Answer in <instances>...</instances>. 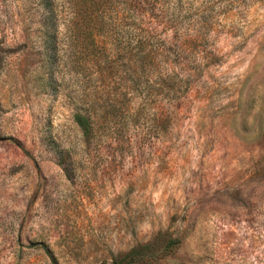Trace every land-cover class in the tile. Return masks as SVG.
I'll use <instances>...</instances> for the list:
<instances>
[{"label":"rangeland","instance_id":"1","mask_svg":"<svg viewBox=\"0 0 264 264\" xmlns=\"http://www.w3.org/2000/svg\"><path fill=\"white\" fill-rule=\"evenodd\" d=\"M103 2L0 0V264H264V0Z\"/></svg>","mask_w":264,"mask_h":264},{"label":"trees","instance_id":"2","mask_svg":"<svg viewBox=\"0 0 264 264\" xmlns=\"http://www.w3.org/2000/svg\"><path fill=\"white\" fill-rule=\"evenodd\" d=\"M126 1L128 2V0ZM130 1L134 3L133 6L136 7L140 24H142L145 23L144 20L145 17L156 14L154 13V11L160 12L161 14L158 13V15L161 16L167 15L170 9H174L175 11L181 4L182 0H130ZM110 3L111 0H104L103 5L105 4L104 6H106L104 12L109 11V8H111L109 6ZM174 15L175 14H173V16L170 17V19L173 20L174 18H176ZM139 52H140L139 58L141 59L137 64L139 68L137 72L138 73L137 80L139 84H142V80L144 79L148 80L147 78H149V76H151L153 73L152 67L155 65V63L153 61L150 62V59L158 54V48L155 49L154 47L151 46L149 48L147 46L146 40L141 39L139 42ZM146 91L149 92L150 90H146ZM73 117L76 124L81 129L82 133L87 136L91 132L94 125L92 120V115L89 112V110L84 112H80V111L75 112Z\"/></svg>","mask_w":264,"mask_h":264}]
</instances>
